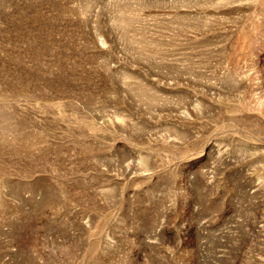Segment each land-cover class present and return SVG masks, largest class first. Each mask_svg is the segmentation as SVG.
I'll list each match as a JSON object with an SVG mask.
<instances>
[{
  "label": "rangeland",
  "instance_id": "obj_1",
  "mask_svg": "<svg viewBox=\"0 0 264 264\" xmlns=\"http://www.w3.org/2000/svg\"><path fill=\"white\" fill-rule=\"evenodd\" d=\"M0 264H264V0H0Z\"/></svg>",
  "mask_w": 264,
  "mask_h": 264
}]
</instances>
